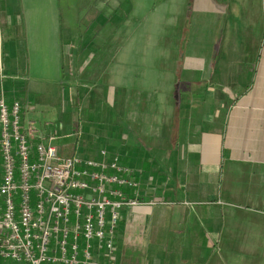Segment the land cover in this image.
<instances>
[{"label":"crops","instance_id":"1","mask_svg":"<svg viewBox=\"0 0 264 264\" xmlns=\"http://www.w3.org/2000/svg\"><path fill=\"white\" fill-rule=\"evenodd\" d=\"M117 1L125 51L105 59L96 112L75 122L60 108L73 110L87 68L77 33L95 0H0V76L21 78L9 101L54 122L61 156L106 149L139 185L129 197L166 202L120 211L117 264H264V0ZM79 122L83 140L62 136Z\"/></svg>","mask_w":264,"mask_h":264},{"label":"built area","instance_id":"2","mask_svg":"<svg viewBox=\"0 0 264 264\" xmlns=\"http://www.w3.org/2000/svg\"><path fill=\"white\" fill-rule=\"evenodd\" d=\"M0 80V263L117 264L120 211L166 202L129 197L139 185L106 149L99 159L61 156L53 122L29 102L9 101Z\"/></svg>","mask_w":264,"mask_h":264},{"label":"rangeland","instance_id":"3","mask_svg":"<svg viewBox=\"0 0 264 264\" xmlns=\"http://www.w3.org/2000/svg\"><path fill=\"white\" fill-rule=\"evenodd\" d=\"M118 5L117 0H95L88 9L83 12L80 23H79V30L77 35L83 36L84 41L82 42L80 46V51L84 53L86 61V67L84 69V72L80 73L76 78L74 79V82L76 85V92L77 96H74V105L73 110L72 108H66L65 102L63 103L60 110L63 114H65V119L68 118L66 116H70L73 120L75 119V122L79 121V119L83 120L84 112L86 109L93 114V103L96 102V98L98 95L101 94V83L105 82V77H108L104 71L106 65L110 63L109 60H105L106 58H111L112 55L114 56L117 53L124 52L125 51V33L121 32L120 27L123 25L124 21L128 19L126 17V13L122 12L121 14L112 13L111 10L115 9ZM120 16V17H119ZM17 14L14 15L11 20L13 22L18 21ZM63 24V23H62ZM5 25V23L3 24ZM106 26V28H105ZM0 26V32H2ZM3 37L5 39V46L6 49H9L8 46V40H7V30L3 28ZM114 38L117 39V44L114 43ZM21 51H23L24 48V41L18 43L17 45ZM180 47V45H179ZM180 48H178L179 51ZM103 55V56H101ZM62 76V75H61ZM7 78L4 82V88L7 87V82L12 77L4 76ZM93 77V78H91ZM68 79H71L68 77ZM66 76H63L62 80L63 82L68 80ZM92 79L90 82L89 80ZM66 83V82H65ZM6 90V89H5ZM7 91V90H6ZM63 96H67L66 88H62ZM80 91V92H79ZM66 93V94H65ZM78 97V98H77ZM8 99L10 100V97L8 96ZM12 101V100H11ZM100 105V103H98ZM89 107V109H88ZM79 111V113H78ZM103 111L105 109L103 108ZM39 115V113H38ZM74 115V118H73ZM51 122V120H48ZM54 124V122H53ZM79 125V124H77ZM75 125V128L77 127ZM74 126V124H73ZM87 128L82 127L83 133L86 132ZM66 130H62L63 137H69L74 139L76 143H79V137H74L75 130H71V133L65 134ZM82 138V137H81ZM80 138V139H81ZM83 140V138L81 139Z\"/></svg>","mask_w":264,"mask_h":264},{"label":"trees","instance_id":"4","mask_svg":"<svg viewBox=\"0 0 264 264\" xmlns=\"http://www.w3.org/2000/svg\"><path fill=\"white\" fill-rule=\"evenodd\" d=\"M188 11H189V17H188V20L185 24V26L183 27V30H182V36H181V40H180V49L178 51V58H177V64L179 65L180 67V63L182 61V58H183V54H184V50L186 49L187 45H188V42H189V38L192 34V31H193V21H192V18H191V11H192V2L189 3V7H188ZM178 71V69H177Z\"/></svg>","mask_w":264,"mask_h":264}]
</instances>
